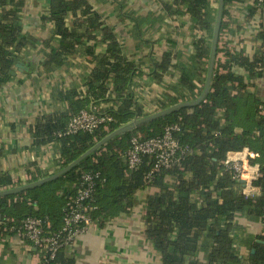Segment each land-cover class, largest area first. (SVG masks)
Instances as JSON below:
<instances>
[{
    "label": "trees",
    "instance_id": "trees-1",
    "mask_svg": "<svg viewBox=\"0 0 264 264\" xmlns=\"http://www.w3.org/2000/svg\"><path fill=\"white\" fill-rule=\"evenodd\" d=\"M212 1L174 0L172 5H165L169 15L188 14L195 29L208 35L207 42L203 39L194 42L190 64L181 69V89L170 105L194 101L202 92L217 10L211 8ZM232 1L224 0L222 18ZM7 5L12 9L5 11ZM20 6L15 0H0V84L10 77L9 71L16 62L13 51L17 53L32 42L20 34L17 13ZM48 20L53 23L52 37L57 46L47 53L44 67L58 69L78 52L95 62L81 88L57 93L67 111L42 116L34 127L37 146L58 145L61 170L117 128L150 114H145L135 101L133 81L141 74L138 65L124 56L111 29L86 0H50ZM223 29L222 19L219 37ZM98 37L105 46L100 53L92 45ZM258 37L264 46V30ZM220 51L225 60L216 64L209 92L198 105L116 136L57 180L16 195L0 196V236L19 232L22 220L29 216L47 220L46 233L60 230L67 198L76 192L80 173L93 170L101 173V181L89 202L91 223L104 227L129 211L136 192L156 187L159 191L147 197L143 224L146 239L158 253L160 264H202L199 253L203 254L204 264H241L234 245L235 220L244 217L256 221L264 209V115L260 113L262 102L249 92V84L231 67H242L251 79L264 77V51L252 60L217 47L216 54ZM172 57L171 52H164L157 68L166 72L172 67ZM96 103L111 104L107 108L111 122L90 134L56 136L71 116L93 109ZM169 124L179 125L177 138L189 151L171 168L156 171L150 180L147 175L152 160L146 156L138 168L128 170L124 155L131 138L146 140L158 136ZM243 148L255 152L254 161L260 165L261 177L255 182L260 194L255 199L242 196L239 184L222 168L227 152ZM11 184L7 176H0V190ZM260 241L264 242V230L250 242L249 264H264V244ZM42 263L76 264L74 258L61 259L59 252L51 262L42 257Z\"/></svg>",
    "mask_w": 264,
    "mask_h": 264
},
{
    "label": "crops",
    "instance_id": "crops-1",
    "mask_svg": "<svg viewBox=\"0 0 264 264\" xmlns=\"http://www.w3.org/2000/svg\"><path fill=\"white\" fill-rule=\"evenodd\" d=\"M86 1L111 29L124 56L141 71L133 81L139 108L145 114H153L164 106H173L170 104L181 89V69L190 64L194 42L198 39L208 41L207 33L195 29L188 14L169 15L165 5H172L174 0ZM15 2L21 5L17 10L20 34L32 42L26 43L17 53L8 47L16 55V62L9 71L10 77L0 84V176H7L12 182L5 189L25 186L59 171L58 145L37 146L33 134L35 124L42 116L66 112V104L57 99V93L81 88L95 64L91 57L78 52L58 69L44 67L47 53L57 46L52 37L53 23L48 20L50 0ZM215 7L217 4L213 0L211 8ZM4 8L5 11L12 9L9 5ZM1 12L2 9L0 15ZM222 19L224 29L218 48H226L248 60L262 53L263 41L258 33L264 30V17L251 0L232 1ZM92 45L99 53L105 47L99 37ZM164 52L174 55L172 67L166 72L157 68ZM224 60L225 55L220 51L216 54L215 66ZM231 68L249 84V92L263 103L264 77L251 79L242 67L232 65ZM110 105L96 103L93 107L106 110ZM158 191L151 186L136 192L128 212L104 227L89 224L61 247L59 257L74 258L76 264H160L158 253L146 239L143 224L147 197ZM235 225L234 245L240 263L249 264L250 242L262 235L263 228L259 219L250 221L244 217H237ZM198 259L204 264L202 253ZM0 264L43 263L39 250L20 232H7L0 236Z\"/></svg>",
    "mask_w": 264,
    "mask_h": 264
},
{
    "label": "built area",
    "instance_id": "built-area-1",
    "mask_svg": "<svg viewBox=\"0 0 264 264\" xmlns=\"http://www.w3.org/2000/svg\"><path fill=\"white\" fill-rule=\"evenodd\" d=\"M251 2L264 17V0H251ZM260 113L264 115V102L260 106ZM111 121L112 117L107 114V109L81 110L71 116L66 127L57 132L56 136L59 138L78 133L90 134ZM179 132L178 124H169L158 136L146 140L132 137L124 155L127 169L138 168L142 157L146 156L152 160V166L147 175L150 180L156 171L169 169L177 164L180 158L189 151L188 147L181 146L177 138ZM255 158V152L243 148L241 151L227 152L222 162L223 171L232 181L239 184V193L249 199H255L260 194V188L255 182L261 177V170L259 163L254 161ZM100 181L99 171L88 170L80 173L76 192L67 198L65 204L62 228L57 232L46 233L48 222L43 218L29 216L22 220L20 234L39 250L45 262L54 261L61 247L91 224L89 212L92 208L89 207V202L92 201L95 187ZM259 222L264 230V209L259 216Z\"/></svg>",
    "mask_w": 264,
    "mask_h": 264
},
{
    "label": "water",
    "instance_id": "water-1",
    "mask_svg": "<svg viewBox=\"0 0 264 264\" xmlns=\"http://www.w3.org/2000/svg\"><path fill=\"white\" fill-rule=\"evenodd\" d=\"M223 7H224V0H218L217 10H216V18H215V22H214V26H213V32H212V36H211V42H210V51H209V58H208V64H207L206 79H205V83H204V87L202 89V92L200 93L199 97L196 100L190 101V102H180L178 104H175V105L170 106L168 108H165L163 110L157 111L153 114H150L146 117L134 119L131 122L117 128L116 130H114L113 132H111L110 134L105 136L103 139H101L96 144H94L91 148H89L86 152L81 154L78 158H76L74 161H72L70 164H68L66 167L59 170L55 174L48 176L46 178H43L41 180L35 181L33 183L27 184L25 186L0 190V196L15 195V194H18L20 192H24V191H27L29 189H32V188H35L38 186H42L46 183L57 180L60 177L67 174L68 172H70L71 170H73L82 161H84L86 158H88L92 153H94L95 151L100 149L108 141L115 138L116 136L128 133V132L134 130L136 127H138L144 123H147L149 121L167 116V115H169V114H171L177 110H180L182 108L194 107V106L198 105L201 101H203L209 92L211 80H212V76H213V70L215 67V57H216L220 27H221V22H222ZM260 243L264 244V242H262V241H260Z\"/></svg>",
    "mask_w": 264,
    "mask_h": 264
}]
</instances>
